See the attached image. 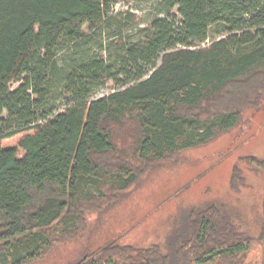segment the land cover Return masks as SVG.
Segmentation results:
<instances>
[{
	"label": "trees",
	"instance_id": "trees-1",
	"mask_svg": "<svg viewBox=\"0 0 264 264\" xmlns=\"http://www.w3.org/2000/svg\"><path fill=\"white\" fill-rule=\"evenodd\" d=\"M119 1L0 0V264L43 260L149 171L264 106V0H160L148 18L114 13ZM260 203L256 234L211 202L166 248L112 240L74 264H247L255 243L264 264Z\"/></svg>",
	"mask_w": 264,
	"mask_h": 264
},
{
	"label": "rangeland",
	"instance_id": "rangeland-1",
	"mask_svg": "<svg viewBox=\"0 0 264 264\" xmlns=\"http://www.w3.org/2000/svg\"><path fill=\"white\" fill-rule=\"evenodd\" d=\"M159 1L120 0L114 6V13L130 10L148 18ZM219 37L211 29L205 43ZM19 84H12V89ZM117 88L109 82L91 99ZM62 103L61 99L57 101V110L63 107ZM20 137H11L4 144L16 145ZM246 155L264 158V106L248 110L238 128L209 144L187 149L149 171L113 204L89 214L87 229L79 237L58 244L50 255L32 264H74L112 240L138 247L157 243L166 248L174 228L188 216L191 208L205 207L211 202L229 207L239 224L258 233L263 216L260 201L264 192V171L243 160ZM235 167L242 180L233 187ZM261 256L262 247L255 243L247 262L257 263Z\"/></svg>",
	"mask_w": 264,
	"mask_h": 264
}]
</instances>
